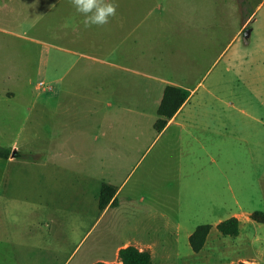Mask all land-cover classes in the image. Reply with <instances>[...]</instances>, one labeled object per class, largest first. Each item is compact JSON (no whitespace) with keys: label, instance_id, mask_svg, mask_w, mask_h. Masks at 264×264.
<instances>
[{"label":"rangeland","instance_id":"obj_1","mask_svg":"<svg viewBox=\"0 0 264 264\" xmlns=\"http://www.w3.org/2000/svg\"><path fill=\"white\" fill-rule=\"evenodd\" d=\"M150 2L154 69L120 55L113 61L124 67L115 70L94 47L75 69L51 77L38 68L41 45L27 42L24 53L23 41L8 37L0 63V147L13 159L0 157V264H119L124 244L148 246L152 264H264V222L251 217L264 212V110L238 86L237 61L228 60L237 49L234 57L246 55L247 67L264 63V22L252 20L250 37L243 30L222 53L243 26L239 11L262 20L264 0ZM229 64L234 70L226 71ZM161 79L197 86L201 105L210 103L205 112L228 109L234 122L199 132L206 150H186L171 133L154 141L153 87ZM41 80L53 90L39 89ZM218 133L230 134L228 148L215 141ZM192 162L199 166L187 167ZM103 181L122 185L133 206L101 215ZM233 213L239 235L221 234L216 224ZM202 223L212 228L196 252L188 233Z\"/></svg>","mask_w":264,"mask_h":264},{"label":"crops","instance_id":"obj_2","mask_svg":"<svg viewBox=\"0 0 264 264\" xmlns=\"http://www.w3.org/2000/svg\"><path fill=\"white\" fill-rule=\"evenodd\" d=\"M109 2L114 4L115 13L108 18L107 23L85 27L83 22L84 14L77 11L72 0H0V63L5 61V47L10 42L8 37L12 36L18 42V45L23 41L24 47L20 50L24 53L28 51L26 47L27 42L41 45L40 51L37 52L43 58L39 60L38 68L51 74V77L58 76L62 71L75 69L81 58L86 59L92 56L87 50L94 47L101 49L104 54H108L109 58L101 61L107 66L114 67L115 70L124 67L113 61V59L120 55L122 57L128 56L142 65L153 68L155 61L152 54H150L152 50L149 48V39L151 38V31L155 29L156 20L151 18L153 9L150 0H101V3ZM239 13L238 22H243V26L238 31L233 32L231 41L222 53H225L227 49L229 51L233 41L241 38V33L250 26L249 24H251L252 20L254 21V25L264 22V18L260 20L257 15L252 19L253 13L249 16H246L245 11H239ZM187 19L189 20L187 24L192 26L194 24L192 18L187 17ZM183 21L184 23L186 22L185 19ZM254 28L252 25L251 31H254ZM141 30L142 32H140ZM31 31H36L39 35L45 36V38L35 37L30 34ZM204 37L211 38L210 41H212L213 35L207 34ZM249 37L244 36L246 39ZM47 39H50V41H47ZM236 53L239 54L240 51H237V49L230 50L228 60L237 61V68L239 67L237 84L239 87L246 89L256 104L264 110V63L255 67H247V56L245 55L243 59L242 56H239L237 59V57H234ZM127 69L130 68L127 67ZM79 70H87L86 63L80 66ZM231 70H234V66L229 64L226 67V71ZM161 82L159 85L153 87L154 92L156 93L157 91L155 101L157 109L163 98L164 90L168 85L184 88L188 92V97L177 112L167 120L165 126L161 130H157L158 134L155 136L154 141L159 136L171 133L177 138L179 144L185 145L186 150L188 148L206 150L203 135L199 134V132L212 131L215 126L227 129L234 122V115L228 109L223 110L221 113L205 112L208 108L204 106L210 103L206 100L201 105L199 98H196L197 86L190 87L188 84L175 82L171 79H161ZM47 85L51 86V89L38 88L44 91H52L54 87L51 84ZM235 85L236 82H233L231 86L228 84V87L234 90ZM208 93H212L213 97L219 99L213 91L208 90ZM12 94L10 91L7 92L9 97ZM228 105L230 106L232 103ZM40 113L42 112L39 111ZM205 115H207V118H205ZM212 117L218 121L212 123ZM39 118L42 119V115H39ZM155 122L154 128H156ZM219 130H216V132H219ZM217 136H222V139H215V141H222L226 145V148H228L230 134L221 135L218 133ZM104 148V146L101 147V149ZM11 159H13V154L8 158V160ZM197 166H199V162H192L187 167ZM103 183L115 185L110 181H103ZM227 188L232 189L230 184L227 185ZM122 191L121 185L117 188L114 196L119 202L113 207L114 203L112 204L113 200H111L103 210H100L101 215L117 214L120 209L133 206L131 196L122 195ZM234 215L236 213H233L232 216ZM193 231L188 233V239ZM126 245L129 244H124L119 248ZM147 248L149 250L148 246ZM102 261L109 262L107 259H102ZM119 264H121V261Z\"/></svg>","mask_w":264,"mask_h":264},{"label":"trees","instance_id":"obj_3","mask_svg":"<svg viewBox=\"0 0 264 264\" xmlns=\"http://www.w3.org/2000/svg\"><path fill=\"white\" fill-rule=\"evenodd\" d=\"M188 92L179 86L168 85L163 94V98L158 106L157 114L159 118L155 122L157 130H161L167 120L171 118L181 105L187 100ZM11 155V151L7 148L0 147V157L8 159ZM117 192V187L113 184L103 183L100 189L99 195V208L103 210L107 204L113 200L112 204L115 203L114 198ZM259 215H261L259 217ZM252 219L264 222V212L256 210L252 213ZM212 228L211 224H200L196 227L193 233L189 237V243L191 248L199 252L207 241L208 234ZM217 229L223 235L237 236L240 233V220L236 216H232L225 220L220 221L217 224ZM118 257L121 264H152L153 256L150 250L141 249L135 245L129 244L119 248ZM94 264H112L99 260Z\"/></svg>","mask_w":264,"mask_h":264},{"label":"clouds","instance_id":"obj_4","mask_svg":"<svg viewBox=\"0 0 264 264\" xmlns=\"http://www.w3.org/2000/svg\"><path fill=\"white\" fill-rule=\"evenodd\" d=\"M78 12L84 14L85 27L91 25H103L108 18L115 13L112 3H101V0H72Z\"/></svg>","mask_w":264,"mask_h":264},{"label":"built area","instance_id":"obj_5","mask_svg":"<svg viewBox=\"0 0 264 264\" xmlns=\"http://www.w3.org/2000/svg\"><path fill=\"white\" fill-rule=\"evenodd\" d=\"M38 87H40V88H48V89H51V86H49V85H47L45 82H43V81H40L39 83H38Z\"/></svg>","mask_w":264,"mask_h":264},{"label":"water","instance_id":"obj_6","mask_svg":"<svg viewBox=\"0 0 264 264\" xmlns=\"http://www.w3.org/2000/svg\"><path fill=\"white\" fill-rule=\"evenodd\" d=\"M250 33H251V28H247V29L244 31V36H245V37H249Z\"/></svg>","mask_w":264,"mask_h":264}]
</instances>
